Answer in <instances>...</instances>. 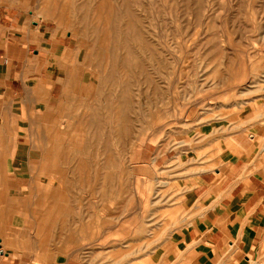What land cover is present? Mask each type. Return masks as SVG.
<instances>
[{"label": "rangeland", "instance_id": "374dc122", "mask_svg": "<svg viewBox=\"0 0 264 264\" xmlns=\"http://www.w3.org/2000/svg\"><path fill=\"white\" fill-rule=\"evenodd\" d=\"M0 14V48L15 49L2 81L18 76L27 54L44 74L35 43L46 32V46L78 79L64 87L54 128L33 111L11 127L15 95L2 82L0 175L14 174L5 170L14 142H47L33 167L53 177L34 187H57L69 215L58 222H72L82 239L64 251L85 247L90 264H146L189 218L177 182L219 165L222 175L219 140L264 127V0H0ZM20 21L35 33L31 43ZM0 59L6 67L1 50Z\"/></svg>", "mask_w": 264, "mask_h": 264}, {"label": "crops", "instance_id": "0c3cea01", "mask_svg": "<svg viewBox=\"0 0 264 264\" xmlns=\"http://www.w3.org/2000/svg\"><path fill=\"white\" fill-rule=\"evenodd\" d=\"M22 25L20 21L19 27L27 32L31 43L35 33ZM51 35L46 32L43 37H37L35 43L37 50L45 53L44 74L38 71L40 61L35 56L27 54L19 65L16 62L19 77H12L10 82L18 78L19 92L12 90L10 82L2 81L10 73L15 49L1 45L6 67L1 65L0 59V89L3 82L8 94L15 95L7 111V123L11 127L20 126L26 113L27 120H32L30 111H33L35 120L41 117L54 128L55 113L65 85L78 80L62 68L68 65L69 59L55 56L52 47L46 46L45 37L52 38ZM55 83L59 85V92L53 98ZM72 96H68V101ZM250 130L247 137H225L217 143L218 160L228 168L222 175L219 165L212 172L206 168L177 182V191L182 198L180 204L188 211L189 218H184L182 227L170 232L140 260H146V264L264 263V127L261 131ZM46 143L14 142L8 153L13 158L5 170L14 174L0 175L7 179L0 181V187L6 190V193L0 191V264H90L87 248L64 251L67 243L82 239L72 237V222H58L62 216L69 215L58 206L57 187L54 193L37 191L34 187L35 183L48 187L47 179L53 177L40 166L33 167L37 156L42 162V145ZM27 144L26 152L18 149L19 145ZM16 154L24 158H14ZM34 169L36 171L31 172ZM101 231L104 236V228ZM137 262L138 259L129 264Z\"/></svg>", "mask_w": 264, "mask_h": 264}]
</instances>
